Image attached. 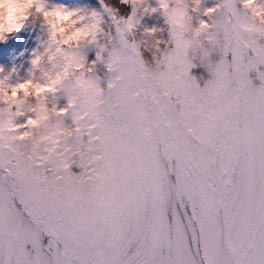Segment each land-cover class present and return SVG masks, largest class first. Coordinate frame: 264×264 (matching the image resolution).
Instances as JSON below:
<instances>
[{"label": "snow or ice", "instance_id": "1", "mask_svg": "<svg viewBox=\"0 0 264 264\" xmlns=\"http://www.w3.org/2000/svg\"><path fill=\"white\" fill-rule=\"evenodd\" d=\"M96 3L0 0L28 5L0 65L34 9L56 66L42 104L0 102V264H264V0Z\"/></svg>", "mask_w": 264, "mask_h": 264}, {"label": "rangeland", "instance_id": "2", "mask_svg": "<svg viewBox=\"0 0 264 264\" xmlns=\"http://www.w3.org/2000/svg\"><path fill=\"white\" fill-rule=\"evenodd\" d=\"M52 2L66 4L69 7H98L96 0H52ZM71 19L74 20L75 17ZM147 22L150 24H158L160 23V20L156 17H151ZM80 26L79 22L71 27H69V21L62 22L59 27L63 28V31L61 32L59 29H56V38L58 40H67L69 36L73 35V29ZM47 40V31L46 35L41 37L38 22L36 25L29 23L20 33L14 34L11 37L10 43L5 49L4 55L7 62L0 66L5 67L6 70L15 67L18 72L23 75L29 66L33 49L38 46V43L44 45V47L41 48L44 59L42 60L40 68L30 78L31 83L26 84L23 89L0 87V102L10 105L13 111L18 109L21 111L26 110L30 106H34L38 103L42 104L45 100V92L50 84L48 74L56 71L55 61H48V54L44 51V48L47 47ZM69 43L74 46L75 40H72ZM61 47H68V45H61ZM193 50L195 51V46ZM197 74H200L198 70Z\"/></svg>", "mask_w": 264, "mask_h": 264}, {"label": "clouds", "instance_id": "3", "mask_svg": "<svg viewBox=\"0 0 264 264\" xmlns=\"http://www.w3.org/2000/svg\"><path fill=\"white\" fill-rule=\"evenodd\" d=\"M26 8H28V5L26 4L16 6L15 8L8 4L0 5V30L7 31L11 27L15 26L16 21L22 17L23 11ZM65 21H67V18L64 17L52 18V26L62 32L63 28H60L59 26ZM37 22L41 37L45 36L46 30L42 16L34 9H30V16L25 22V26L29 23L36 25ZM38 45H41V43H38Z\"/></svg>", "mask_w": 264, "mask_h": 264}, {"label": "trees", "instance_id": "4", "mask_svg": "<svg viewBox=\"0 0 264 264\" xmlns=\"http://www.w3.org/2000/svg\"><path fill=\"white\" fill-rule=\"evenodd\" d=\"M113 3H116V0H112Z\"/></svg>", "mask_w": 264, "mask_h": 264}]
</instances>
